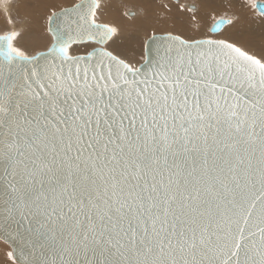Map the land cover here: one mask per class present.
Masks as SVG:
<instances>
[{
  "label": "snow or ice",
  "instance_id": "obj_1",
  "mask_svg": "<svg viewBox=\"0 0 264 264\" xmlns=\"http://www.w3.org/2000/svg\"><path fill=\"white\" fill-rule=\"evenodd\" d=\"M102 5L51 11L35 54L0 35V231L22 245L9 259L264 264V51L153 34L137 67L105 47L119 29Z\"/></svg>",
  "mask_w": 264,
  "mask_h": 264
},
{
  "label": "bare ground",
  "instance_id": "obj_2",
  "mask_svg": "<svg viewBox=\"0 0 264 264\" xmlns=\"http://www.w3.org/2000/svg\"><path fill=\"white\" fill-rule=\"evenodd\" d=\"M73 1L74 0H18L19 6L17 8H14L11 3L1 4L0 28L7 23L8 18L10 21V28L12 29L11 32H17V30L22 31L19 40L16 42L18 46L27 49L30 53L40 46V51H44L50 43V36H48V34L46 35V27L43 23L45 13L52 7L62 6ZM140 1H143L144 3L146 1L151 2L149 0H111L108 4L105 3L102 5L103 12L101 14V16H103V21H107L106 23H114L119 29L118 35L114 37L112 41H109L107 44L108 46L106 45V47L126 57V59L128 58V60L134 64L139 61L142 48L141 45H143L142 41L147 32L166 30L169 32L173 31L172 33L176 32L184 37L185 35L188 37L199 36L200 32V34H202V32L204 33L208 27L211 29L212 25L216 22L215 21L208 27L205 26L208 25L211 14L215 15L220 12V14H222L224 11L230 10H234L237 13V21L231 26L226 24L222 28L224 32L223 35L229 36L232 40L239 42L244 48L252 50V52L254 51L255 54L259 55L264 51V17L259 15L256 16L254 10H252L253 12L250 14L247 10L249 7L248 4H245V0H200L199 3L201 5L197 3V11L191 13L189 18H183L181 16L182 21L177 20V13L179 12L173 4L174 2L178 3V0H172L173 3L167 2V0H154L151 3H158V8L160 10L156 14L155 20L151 21L150 19L145 21V19L142 18L137 19L138 12L130 9L125 12L126 21L122 25L115 22V14H118V7H120L118 4L120 2L122 4L126 2L128 5H134L136 8V4L141 5V8L143 9L142 12H146V9H144L146 4H140ZM263 1L261 0L259 2ZM186 4L188 7L192 6L188 3H184V5ZM114 5L118 6L114 7ZM163 5L169 6V9L174 11H163L164 8L161 9ZM182 5L183 2L181 3V6ZM202 5H204V7ZM121 12H123V10ZM129 14L132 15V18H129ZM18 15L23 19V22H14L15 20L12 16ZM5 16L7 17L6 19ZM37 16L39 17V20L38 22H35ZM148 17L150 18V16ZM184 22L188 23V25ZM34 42H37V44L35 47L31 48L30 45ZM90 45L92 44L80 46L79 52L88 50ZM42 48L43 50H41ZM143 50H145V44ZM143 54L145 55V53ZM2 248L5 250L11 249L4 240L0 239V255L2 256L0 258V264H7L4 261L6 256L2 253Z\"/></svg>",
  "mask_w": 264,
  "mask_h": 264
},
{
  "label": "rangeland",
  "instance_id": "obj_3",
  "mask_svg": "<svg viewBox=\"0 0 264 264\" xmlns=\"http://www.w3.org/2000/svg\"><path fill=\"white\" fill-rule=\"evenodd\" d=\"M149 1H154V0H149ZM179 1H180V3H179ZM199 1L200 0H178V3H173V1L172 0H167V2H170V3H173L174 4V6H176V9L178 10V12L179 13H177L178 14V17H177V20H179V21H182V17L183 18H189V15L191 14V13H194V12H191V11H189L188 9H189V7L187 6V4L186 5H184V3H188V4H190V5H195L196 7H197V3H199ZM257 1H261V0H245V4L247 5L248 4V12H250V14H252V10H254V12H255V15L257 16L258 14H256L257 12H256V10L253 8V4H255ZM263 1V0H262ZM76 2H78V0H74L73 2H70L69 4H65V5H62V6H55V7H52L50 10H47V12L45 13V15H44V25H45V27H46V16H47V14H49L51 11H58V10H60L61 8H67V7H71L74 3H76ZM109 2H111V0H103V4H105V3H109ZM151 2H148V1H146L145 3L143 2V1H140L139 3L140 4H146V6L144 7V9H146V12L145 11H143L142 12V8H141V5H137L136 4V6H137V8L134 6V5H128L126 2H124L123 4L120 2L118 5H120V7H118L119 9H118V14H115V17H116V19H115V22L116 23H119V24H123L125 21H126V15H125V12L127 11V10H130V9H132V10H134V11H137L138 12V15H137V19L138 18H142V19H145V21H147V20H150L151 19V21H153V20H155V18H156V14L160 11L159 10V8H158V3H151ZM183 2V5L181 6V3ZM202 2V1H201ZM264 2V1H263ZM7 4V3H11V4H13V7L14 8H17L19 5V3H18V0H0V5L1 4ZM118 5H114V7H116V6H118ZM167 5H170V4H167ZM199 5H201L200 3H199ZM140 6V7H139ZM203 7H204V5H202ZM57 7V8H56ZM139 7V8H138ZM172 7V6H171ZM170 7V8H171ZM187 7V8H186ZM162 8H164L163 9V11H171V12H173L174 10H172V9H169V6H166V5H163L162 7H161V9ZM200 9V8H199ZM123 10V12H121ZM119 11H120V13H119ZM190 12V13H189ZM122 13H123V16H122ZM221 13V12H220ZM220 13H218V14H211V16H210V20L208 21V25H205L206 27H208L209 25H211V24H213L215 21H217L218 19H232L233 20V24L237 21V17H238V15H237V13L234 11V10H230V11H224V13H222V14H220ZM148 16H150V18L148 17ZM182 16V17H181ZM7 17L5 16V19H6ZM12 18L15 20L14 22H17V23H21V22H23V19L21 18V17H19V15L18 16H12ZM100 22H103V23H106L107 21H103L102 19H103V16H101L100 15ZM38 20H39V17L37 16V19L35 20V22H38ZM9 22V23H8ZM185 23V22H184ZM10 21H9V19L7 18V23L3 26V27H1L0 28V34L1 33H6V32H11L12 31V29L10 28ZM108 24H110V25H113V26H116V24H114V23H110V22H108ZM186 25H188V23H185ZM231 26V25H230ZM211 27V26H210ZM118 28V27H117ZM128 29H130V28H128ZM205 30V29H204ZM20 30H17V32H19ZM163 32H165V33H163ZM172 33V32H169V31H166V30H164V31H151V32H147V34L145 35V37H144V39H143V41H142V44L143 45H141L142 46V48H141V52H140V56H139V61L137 62V63H135V66H138L139 64H140V62L142 63L143 61H144V59H145V55L143 54L144 53V44H145V41L148 39V38H150L153 34H155V35H157V34H166V33ZM198 32V31H197ZM19 33H21L22 34V31H20ZM175 33V34H174ZM174 33H172L173 35H180V34H178V33H176V32H174ZM201 33V32H200ZM199 33V36H193V37H188V36H186L185 35V37L184 36H182V35H180L182 38H185V39H204V38H213V39H221V38H223V39H228V40H230V41H233V42H236V43H238V45H240V46H242L239 42H237V41H234V40H232L229 36H224L223 35V29L219 32V33H212V32H210V28L208 27L207 28V30L203 33L202 32V34H200ZM46 35H47V33H46ZM49 36V35H48ZM197 37V38H196ZM19 38H20V36L18 37V39H17V41L19 40ZM16 41V42H17ZM37 44V42H34V43H32L31 45H30V47L31 48H33V47H35V45ZM108 46V45H107ZM41 47V46H40ZM40 47H38V48H36L35 49V51H33V52H31V54H35V52H37V51H40ZM243 47V46H242ZM79 48H80V46H79ZM92 48H94V46L93 45H90V47L88 48V50H86V51H89V50H91ZM107 48V50H109V51H112L113 52V54L114 55H118L120 58H122V59H125L126 61H128V62H130L129 60H128V58L126 59V57H124V56H122V55H120V54H118L117 52H115L114 50H112V49H110V48H108V47H106ZM45 49V48H44ZM41 50H43V48L41 49ZM248 50V49H247ZM86 51H84V52H82V51H80L79 52V54H84ZM248 51H250V52H252V50H248ZM252 53H254V51L252 52ZM258 55V54H257ZM132 63V62H131ZM134 64V63H133ZM3 251H5V252H3ZM9 252H12V250L11 249H8V250H5V249H3L2 248V253L4 254V256H6V258H5V262L7 263V264H13V260H10L9 259V257H8V253ZM6 253V254H5ZM2 256L0 255V258H1ZM17 264V263H16Z\"/></svg>",
  "mask_w": 264,
  "mask_h": 264
},
{
  "label": "water",
  "instance_id": "obj_4",
  "mask_svg": "<svg viewBox=\"0 0 264 264\" xmlns=\"http://www.w3.org/2000/svg\"><path fill=\"white\" fill-rule=\"evenodd\" d=\"M256 3H261V2L258 1ZM225 20H227V19H225ZM8 33H10V31L9 32H6V33H1L0 35H5V34H8ZM167 34L168 33L162 34V35L157 34L156 36L157 37H163V36H165ZM151 37L148 38L147 41H146V43H145V50H144L145 58H148L149 56H151L152 58H155V56H156V51H155L156 45L152 42ZM92 45L94 46V48H99L100 47V45H97V44H92ZM91 50H89V51H91ZM143 62L140 63L137 67H139L141 64H143ZM0 239L4 240L11 247L12 252L14 251V249L18 251V249L22 246L18 240H12L10 237H8V235L6 233H4L2 231H0ZM19 260H20V258L17 255L16 256V263L17 264H19Z\"/></svg>",
  "mask_w": 264,
  "mask_h": 264
}]
</instances>
